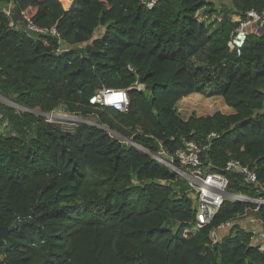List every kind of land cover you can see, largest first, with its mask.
Masks as SVG:
<instances>
[{
	"label": "trees",
	"instance_id": "16d2710c",
	"mask_svg": "<svg viewBox=\"0 0 264 264\" xmlns=\"http://www.w3.org/2000/svg\"><path fill=\"white\" fill-rule=\"evenodd\" d=\"M228 1L0 0V226L14 225L0 264H264V242L238 224L250 212L264 232V205L226 198L198 228L187 181L152 157L192 141L210 171L233 159L264 185V35L249 34L240 56L226 47L232 19L264 0ZM9 4L60 40L9 28ZM104 88L126 90L127 111L90 104ZM194 94L232 113L183 119L176 106ZM58 110L93 123L64 131L44 118ZM224 173L229 192L261 195Z\"/></svg>",
	"mask_w": 264,
	"mask_h": 264
},
{
	"label": "built area",
	"instance_id": "2783aa9c",
	"mask_svg": "<svg viewBox=\"0 0 264 264\" xmlns=\"http://www.w3.org/2000/svg\"><path fill=\"white\" fill-rule=\"evenodd\" d=\"M162 0H140V3L148 10L153 9L157 3ZM2 14L7 18L9 28L21 30L29 37L36 38L38 36L51 35L60 40L59 33L55 26L50 28L38 27L30 20L25 13L21 12L18 16L14 15L12 5L9 4L1 10ZM220 20V17H217ZM237 26L230 32L226 47L229 52L240 56L249 34H259V29L264 27V12L258 13L250 11L244 17L238 18ZM69 52L67 48H59L56 54ZM90 104H98L100 106L111 107L120 112L127 111L129 105V96L126 90L107 89L104 88L89 100ZM2 104L0 102V120L3 118ZM49 123L55 119L53 113L44 116ZM214 137V133L209 134L208 138ZM207 146L199 145L192 141H186L184 147L178 149L173 155L167 156L168 160L164 161L158 157H153L155 160L172 172L178 174L181 178L187 181L189 195L194 199L195 203V224L196 227L202 228L209 225L216 212L219 210L226 198L239 201L250 202L257 206L256 211L260 206L264 205V185L258 182L255 172L249 167L242 166L238 161L229 159L223 172H212L208 167H205L200 161V154ZM160 155H165L163 152ZM166 156V155H165ZM177 161L181 168L174 166L173 162ZM236 171L243 174L248 183L254 184L261 195L258 198H250L241 194L231 193L228 191L229 178L224 172ZM230 222L220 224L219 228L229 226ZM209 239L212 244H215L217 239L215 231H211Z\"/></svg>",
	"mask_w": 264,
	"mask_h": 264
},
{
	"label": "rangeland",
	"instance_id": "374dc122",
	"mask_svg": "<svg viewBox=\"0 0 264 264\" xmlns=\"http://www.w3.org/2000/svg\"><path fill=\"white\" fill-rule=\"evenodd\" d=\"M59 1L61 2L64 9H67L69 7L70 0H59ZM212 2L214 6H219L222 3L227 6L230 5V2L228 0H212ZM232 20L236 21L238 20V18L234 17ZM102 33H103V28H99L95 32L94 38L100 36ZM0 101L2 103L9 104V101L2 97H0ZM176 108H177L178 113L181 115L183 119H187L190 116H196V117L211 116L216 112L226 114V115L232 113V110L223 103V100L220 97L205 98L198 94H194L189 97L183 98L177 104ZM53 114L55 115V119L52 121V123L67 132H70L74 127L78 126L80 124L79 121L84 120L79 116L68 114L64 112L63 110L55 111L53 112ZM85 121L89 122L90 124L93 123L92 117H89V119ZM0 125H2V122H0ZM111 134L116 138H120L119 135L115 133H111ZM138 150L144 153V151H142L140 148H138ZM153 157H158L164 161L168 160L167 159L168 157L165 155L158 154V155H154ZM238 224H240L242 228L252 231L255 236H258L257 240H262L260 241V243L264 242V236L259 235L260 232L263 234L264 232H262L260 228L258 227L259 223L257 221L256 216L253 213L249 212L246 216L240 218L238 220ZM193 232L194 231L187 232L186 235L191 234Z\"/></svg>",
	"mask_w": 264,
	"mask_h": 264
},
{
	"label": "water",
	"instance_id": "95a60500",
	"mask_svg": "<svg viewBox=\"0 0 264 264\" xmlns=\"http://www.w3.org/2000/svg\"><path fill=\"white\" fill-rule=\"evenodd\" d=\"M259 34L260 35H264V27L263 28H260L259 29ZM141 90H143V88L141 87ZM37 114H39V113H37ZM80 123H88V124H90L89 122H87V121H84V120H81V121H79ZM127 143H130L131 145H134V143L131 141V140H129V139H125V138H123ZM134 146H136V145H134ZM137 147V146H136ZM137 148H139V147H137ZM141 149V148H140ZM142 151H144L143 149H141ZM144 153L145 154H148L149 155V153H147L146 151H144ZM14 230V225H12V226H10V227H1L0 226V243L1 242H3V241H5L6 239H7V237L9 236V233L11 232V231H13Z\"/></svg>",
	"mask_w": 264,
	"mask_h": 264
}]
</instances>
